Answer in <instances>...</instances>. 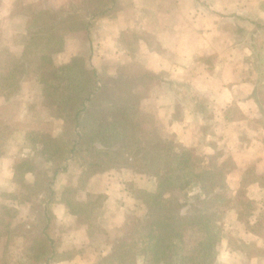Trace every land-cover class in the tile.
Masks as SVG:
<instances>
[{
  "label": "crops",
  "instance_id": "1",
  "mask_svg": "<svg viewBox=\"0 0 264 264\" xmlns=\"http://www.w3.org/2000/svg\"><path fill=\"white\" fill-rule=\"evenodd\" d=\"M70 2L0 0V54L21 58L30 42L16 8L24 5L67 15ZM107 8L103 16L89 19L88 12L84 14L91 22L84 34L72 31L67 23L57 28L65 43L53 64L69 65L73 58H81L86 69L97 72L103 90L109 81L113 88L126 81L135 99L132 104L152 117L154 130L165 140L170 138L199 157L217 154L220 167L228 161L227 185L250 186L247 197L255 207L249 224L240 222L239 210L229 213L232 220L223 230L216 264H264V65L247 59L264 58V0L250 8L254 16L240 2L238 17L228 16L232 0H115ZM54 100L34 76L23 77L12 96L0 93V206L14 208L12 225L34 233L37 223L45 220L36 204L45 202L42 206L51 217L45 232L53 246L40 264H106L133 215H148L135 188L155 191L157 179L137 172L134 156L128 159L133 166L90 173L89 160L79 161L76 155L67 170L57 174L50 203L42 193L22 200L26 191L15 178L18 161L30 158L44 171L52 166L42 145L31 137L43 125L53 136L60 135L66 124L65 116L55 113ZM56 123L61 126L54 130ZM37 174L26 173V183L35 186ZM12 193L18 197L14 201L7 199ZM92 199L98 232L89 221L81 222L72 208ZM20 229H10L12 239L0 237V242L5 239L2 253L7 254L0 264H34L30 249L38 248L39 240L26 248ZM42 230L39 235L45 238ZM136 264H141L140 256Z\"/></svg>",
  "mask_w": 264,
  "mask_h": 264
},
{
  "label": "trees",
  "instance_id": "2",
  "mask_svg": "<svg viewBox=\"0 0 264 264\" xmlns=\"http://www.w3.org/2000/svg\"><path fill=\"white\" fill-rule=\"evenodd\" d=\"M84 1L88 12L86 16L89 19L105 15L109 10L108 4L115 2V0ZM96 5H102L104 8L100 9ZM15 14L23 16L24 28L30 36V42L23 48L21 58L0 54V93L10 97L23 77L34 76L43 85L45 94L56 97L59 102H62L64 112L71 118L77 129V138L68 139L70 144L68 147L58 142L60 138L53 136L50 132H40L31 137V141L42 145L46 160L52 164L49 171L38 169L30 158H24L15 165V178L26 191L21 199L26 201L35 194L42 193L48 198L46 202L50 203L54 196L53 184L57 174L65 172L68 162L77 155L80 139L83 138V135L78 132L80 118L88 104L103 91L97 72L86 69L84 61L79 57L73 58L67 66L78 70L84 82L83 89L80 90L76 86L72 89L67 88L56 80L51 73L55 68L53 56L63 50L65 43L57 28L67 23L72 31L84 34L89 31L91 22L85 15H79V13L64 15L62 11L52 12L24 5L16 8ZM168 140L164 139L163 146L167 163L165 162L161 168H157L155 164L153 167H147L153 170L151 176L157 179V189L147 191L135 188L137 198L142 199L149 210L146 218L139 223L142 250L140 252L130 250L122 238L115 244L109 258H106V264H136L138 256H140L141 264H216L218 246L222 240L221 231L213 223L217 213L211 211V205H207L205 210H200L198 205L209 204L217 197L223 198L227 195L226 174L218 164L217 154L201 157L202 161L198 162L192 149L186 147L178 149ZM123 144L121 142L106 150H99L102 157L96 162H89L90 173L107 171L120 165L133 166L134 162L133 164L128 162V159L132 157L130 147L126 148ZM104 161L108 164H103ZM134 168L138 172L137 168ZM33 171L38 173L39 179L35 186L25 181V174ZM42 177H45V181ZM192 184L199 185L204 198L199 200L197 206H191L189 210H176L172 207V201H175L172 199L173 196ZM8 196L14 200L18 198L14 193ZM44 206L42 210L45 212V220L42 234L45 238L42 236L38 238V248H29L34 255V264L43 263L52 253L53 241L45 232L51 217L46 205ZM72 208L79 213L81 222L89 221L93 229L100 231L96 217L93 215L95 209L93 199L85 204L72 205ZM2 209L4 212L0 219L6 216L9 218L12 211L14 214V208L10 206H3ZM250 214L251 211L244 220V215L240 213V222L249 224ZM254 225L251 223V226ZM188 229H203V238L198 242L197 247L190 246L195 241L186 235Z\"/></svg>",
  "mask_w": 264,
  "mask_h": 264
},
{
  "label": "rangeland",
  "instance_id": "3",
  "mask_svg": "<svg viewBox=\"0 0 264 264\" xmlns=\"http://www.w3.org/2000/svg\"><path fill=\"white\" fill-rule=\"evenodd\" d=\"M240 2H245L248 7V15L254 16L250 15L253 14V10L250 11V8H253L255 6L257 0H232V13L228 16L238 17L239 14H237V12L235 11L238 10L236 7ZM84 8L85 4L83 3V1L81 2V0H71L67 12L71 14H80V12H82L81 14L84 15L87 12V9ZM250 23L252 22L250 21ZM232 27L234 30V24H232ZM250 32L251 31H249V33ZM241 58L243 59V57ZM247 59L249 62L251 61V59H253V63H255L259 67L264 65L263 57H256V60H254L255 57L251 58L250 56H247ZM66 66L67 65L59 67L55 66L51 73L63 86L71 89L75 88L76 86L80 90L83 89L84 82L78 70L74 68L71 69ZM106 84L108 85L98 96L93 99L92 102L88 104L86 111L83 112L80 118L78 132L83 135V138L80 139V144L78 145V150L76 151L77 155L80 157L79 161H81L80 159H87L89 160V162H96L98 158L102 157L99 150H106L113 145H117L123 142V146H125L126 148L127 146L130 147V155L135 157L134 166L137 168L138 172H145L151 175L153 173V170L151 168L147 169L148 166L153 167L155 164L157 165V168H161L162 165L166 162L167 155L163 149V146L165 144L164 137L160 136L159 133L154 130L155 122L153 121L152 117L146 116L132 104V102H135V99H132L129 95V87L126 81L121 83V85L116 88L112 87V83L110 81ZM128 95L130 97H128ZM54 99L55 100L53 101L52 105H54L55 107V113H59L66 118V124L64 125L62 134L57 135L56 137L60 138L58 142L66 144L68 147L70 146V144L67 140L77 138L75 136V134H77V129L71 118L68 117L64 112L62 102H59L56 97H54ZM8 114L10 113L8 112L6 114V117L8 116ZM60 124L56 123L55 126H53L54 128H52L54 130L59 129L61 126ZM6 131L10 133V129L6 128ZM43 132H50V128L48 125H43L41 133ZM168 141L173 143L178 149L182 148L181 146L175 144V142L170 138ZM197 161H202V158L197 156ZM220 162L221 161L218 160V164ZM103 164L106 165L108 164V162L104 161ZM222 169L224 170V172L229 171L228 161L222 164ZM42 180L45 181V177H42ZM226 187L228 189V192L225 197H217V199L210 201L211 204L209 203L203 205V203H200V205H198V208L200 210H205L207 205H211V211H215L217 213V216H215L216 218L213 219V223L215 224L217 229L221 231L222 235L223 230H225V226L228 225L226 224L227 220H232H230V218L228 217L231 211L239 210V214H243L245 220L246 216H248L250 211L255 207L254 202H252L247 197V192L250 186L243 184L238 189H231V187H229L226 183ZM202 198H204V195L200 191L199 185L192 184L188 188L178 191L173 196L172 199H175V201H172V207H174L176 210H189L191 209V206H197L199 200H201ZM7 199L10 201H14V199L9 198V196H7ZM42 205L43 204H36V207L39 211L43 209ZM2 207L3 206H0V217L4 212V209H2ZM10 215L11 216L9 218L6 216V218L0 219V237H6V240L12 239L14 230L21 228V226L19 225H12L14 216L13 211ZM142 219H144V216L133 215V218L128 221L129 223L126 228L127 234L124 237V241L127 244V248L134 252H140L143 247L140 243L141 231L139 226V223ZM42 224L43 223L41 222L37 223L36 232L34 233H24V228L20 229L21 231H23L26 239V248L28 246H31L32 244H36L35 242L37 238H39L38 236H40L39 232H41ZM10 229L13 230L12 233ZM202 230L203 229L187 230L186 235L188 236V238H191L195 241L192 245H190L191 247H197L198 242L202 240ZM227 235H230V233ZM238 241L239 238L235 237L234 242L236 245H238ZM4 242L5 239H2L0 245L4 244ZM1 253L2 248L0 247V263L2 261H5L7 256V254L3 255V253L5 252H3L2 254Z\"/></svg>",
  "mask_w": 264,
  "mask_h": 264
}]
</instances>
